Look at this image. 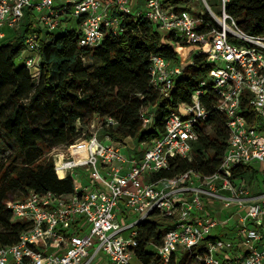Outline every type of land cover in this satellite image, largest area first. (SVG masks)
Segmentation results:
<instances>
[{
	"label": "built area",
	"instance_id": "2783aa9c",
	"mask_svg": "<svg viewBox=\"0 0 264 264\" xmlns=\"http://www.w3.org/2000/svg\"><path fill=\"white\" fill-rule=\"evenodd\" d=\"M229 1L220 0L217 15L206 0V12L217 25L204 32L198 26L205 12L177 8L183 4L174 0H0V28H19L26 10L37 17L30 20L34 31L19 56L33 76L41 72V43L53 33L73 30L80 46L93 48L108 33H122L127 15L149 20L162 34L173 33L204 49L212 64L191 102L170 112L164 132L139 145L140 157L127 139H101L89 129L65 150L54 152L58 177L71 176L74 191H30L7 200L13 220L28 226L17 243L0 245V264H135L134 258L144 264L135 251L138 228L152 216L165 217L173 226L160 244H151L156 257L148 264H168L199 246L204 250L195 264H264V35L245 32L227 11ZM6 37L0 31V39ZM181 72L174 61L152 55L151 85L160 94L169 95ZM210 89L230 130L218 170L207 175L190 169L153 180L175 158L192 160L199 136L196 124L209 115L201 97ZM243 95H248L252 116L242 112ZM151 120L145 113V125ZM78 144L87 154L71 150ZM244 166L261 172L260 191L235 175ZM220 201L224 207L245 210L237 213L232 236L213 233L235 216L221 222L211 217V203Z\"/></svg>",
	"mask_w": 264,
	"mask_h": 264
},
{
	"label": "trees",
	"instance_id": "16d2710c",
	"mask_svg": "<svg viewBox=\"0 0 264 264\" xmlns=\"http://www.w3.org/2000/svg\"><path fill=\"white\" fill-rule=\"evenodd\" d=\"M188 1L174 0L183 4L177 8H187L184 4ZM226 9L245 32L264 35V0H230ZM30 17L26 10L19 33L0 45V145L11 152L0 163V245L17 243L28 226L13 220L7 200L24 197L30 191H74L71 176L58 177L54 159L49 155L53 149L73 144L85 128L101 139L106 135L118 141L131 138L136 147L152 143L164 132L170 112L191 102L201 79L212 69L204 49L173 33L162 34L149 20L127 15L122 33H108L93 48L80 46L73 30L53 33L41 43V72L33 76L19 59L25 39L34 31ZM202 18L200 31H210L217 25L207 12ZM155 54L182 67L166 96L151 85V57ZM247 96L241 97V108L252 116ZM201 100L209 115L196 124L199 136L193 143L192 160L175 158L168 169L154 173L153 180L190 169L207 175L218 170L230 130L225 115L214 105L217 96L213 90ZM149 107L153 108L149 114L152 120L145 125L144 114ZM96 117L98 125L101 123L99 128L97 124L91 127ZM73 148L76 152L84 146ZM135 154L140 157L142 152ZM253 171L257 172L244 166L234 173L248 180V173ZM59 174L63 176L62 172ZM162 220L165 231L152 218L139 225L135 251L144 264L156 257L151 244H160L173 226L171 220ZM203 250L199 246L179 259L172 258L168 264H195Z\"/></svg>",
	"mask_w": 264,
	"mask_h": 264
},
{
	"label": "rangeland",
	"instance_id": "374dc122",
	"mask_svg": "<svg viewBox=\"0 0 264 264\" xmlns=\"http://www.w3.org/2000/svg\"><path fill=\"white\" fill-rule=\"evenodd\" d=\"M208 1V4L212 7L213 11L217 14V15H220L221 14V5H220V0H207ZM188 10L192 11V12H196V13H201V12H206V0H189L186 4H184ZM32 18H37L36 16L34 15H31L30 17V20ZM0 31H4L6 34H7V37L4 38V39H0V45H2L3 43L9 41L10 39H13L20 31L19 28H9L7 26L5 27H2L0 28ZM151 112H153V108L152 107H149L145 110V113H148L150 114ZM98 122H99V119L96 117L95 120H94V124H97L98 125ZM101 125V123L97 126V128H99ZM149 125V123H148ZM87 129V128H85ZM127 143L128 145L130 146H134V142L132 141L131 138H127ZM66 147H60V148H56V149H53L49 155L53 157L54 159V155L53 153L54 152H59L61 150H65ZM139 149V146H137V150L136 151H132V152H137ZM71 150L73 152H75V149L73 147H71ZM132 150V149H131ZM130 150V151H131ZM10 151L6 148H3L1 145H0V163L2 161H6V159L9 157L10 155ZM261 172L257 171L254 173L253 177L250 178V175L251 173L249 172L248 173V180H250V186H254V188H256V184L259 183V181L261 182ZM262 188H264L262 186ZM213 209L215 210V212L213 213H210V216L213 217V218H216L218 221H223V220H226L228 217H230L231 215H235L233 217V219H231V221L229 223H227L226 225L228 227H232L235 220L238 218V214L237 213H241V214H245V210L244 209H237L236 207H224L223 205V202L220 201L218 203H213ZM220 213V215L218 214ZM139 216L138 215H133V218L134 219H137ZM152 218L156 221L159 222L160 224V228L162 230L165 231L166 229V225L163 223L165 222V220H162V217H158V216H152ZM169 220V219H168ZM220 228H215L213 233L214 235H218L220 234L219 232ZM181 257H183V255H181ZM133 262L135 264H139V261L134 258L133 259Z\"/></svg>",
	"mask_w": 264,
	"mask_h": 264
},
{
	"label": "crops",
	"instance_id": "0c3cea01",
	"mask_svg": "<svg viewBox=\"0 0 264 264\" xmlns=\"http://www.w3.org/2000/svg\"><path fill=\"white\" fill-rule=\"evenodd\" d=\"M254 173H255V171H253L251 174L254 175ZM260 183L261 182L259 181V183L256 184V188H254V186H253V191L257 192V191H260L261 190ZM211 206H213L212 203H211ZM210 208H211L210 209V213L215 212V210L213 209V207H210ZM218 214L220 215V213H218ZM217 228H220V230H219L220 234H218V235H221V236H232L235 233L234 232L235 229H233V226L232 227H228L227 225H220Z\"/></svg>",
	"mask_w": 264,
	"mask_h": 264
},
{
	"label": "bare ground",
	"instance_id": "6f19581e",
	"mask_svg": "<svg viewBox=\"0 0 264 264\" xmlns=\"http://www.w3.org/2000/svg\"><path fill=\"white\" fill-rule=\"evenodd\" d=\"M82 153H87L85 147H84V149L82 150L81 154H82ZM59 172H62V171L60 170ZM62 173H63V172H62ZM63 175H64V173H63Z\"/></svg>",
	"mask_w": 264,
	"mask_h": 264
}]
</instances>
